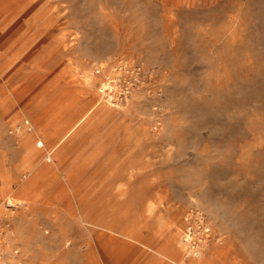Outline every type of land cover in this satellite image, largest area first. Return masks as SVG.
I'll list each match as a JSON object with an SVG mask.
<instances>
[{
	"label": "rangeland",
	"instance_id": "rangeland-1",
	"mask_svg": "<svg viewBox=\"0 0 264 264\" xmlns=\"http://www.w3.org/2000/svg\"><path fill=\"white\" fill-rule=\"evenodd\" d=\"M0 229V264H264V0H0Z\"/></svg>",
	"mask_w": 264,
	"mask_h": 264
},
{
	"label": "bare ground",
	"instance_id": "bare-ground-1",
	"mask_svg": "<svg viewBox=\"0 0 264 264\" xmlns=\"http://www.w3.org/2000/svg\"><path fill=\"white\" fill-rule=\"evenodd\" d=\"M30 130H32L31 128H30ZM33 133H35L36 134V130L33 132H29V131H27L26 130V132H24L23 134H21L20 135V139L21 140H23V141H25V139H27L31 134H33ZM19 134V133H18ZM17 134V135H18ZM44 139V138H43ZM43 139H40V140H38V141H36L35 142V145L34 146H31V147H29L28 148V150H27V152H26V154H27V156H28V158L30 159V162L32 163H34V161L37 159V153H36V151H35V147L36 146H43V145H45V142L43 141ZM47 139V138H46ZM59 146H57V147H54V144H53V146H52V149H53V151L54 150H56L57 148H58ZM53 151L51 152V153H53ZM30 168V167H29ZM26 172V171H25ZM8 201L9 202H12V197H9L8 198ZM19 203V202H18ZM15 205L17 204L16 202L14 203ZM190 241V240H189ZM159 254H160V256H163L162 258L164 259V261H166V260H170V259H174V257H176L177 258V260L181 263V264H185V262L183 261V259H181L178 255H175V254H172V253H170V252H168L167 250H164V249H162L161 247L159 248Z\"/></svg>",
	"mask_w": 264,
	"mask_h": 264
},
{
	"label": "crops",
	"instance_id": "crops-1",
	"mask_svg": "<svg viewBox=\"0 0 264 264\" xmlns=\"http://www.w3.org/2000/svg\"><path fill=\"white\" fill-rule=\"evenodd\" d=\"M59 147L62 148V146H59ZM114 231H116V230L114 229ZM142 244L144 245L142 251H147V253L150 252V253L156 254L158 256L159 260L163 259L162 258L163 256H160V254H159L160 246H153L152 244H149V243H142ZM176 261L179 262L177 259H176Z\"/></svg>",
	"mask_w": 264,
	"mask_h": 264
},
{
	"label": "built area",
	"instance_id": "built-area-1",
	"mask_svg": "<svg viewBox=\"0 0 264 264\" xmlns=\"http://www.w3.org/2000/svg\"><path fill=\"white\" fill-rule=\"evenodd\" d=\"M24 125L26 126V127H29V121H25V123H24ZM6 230H7V228H6ZM4 232H6L5 230H2V229H0V246L2 245L1 243V239H2V236H3V234H5ZM1 248V247H0ZM1 251V250H0Z\"/></svg>",
	"mask_w": 264,
	"mask_h": 264
}]
</instances>
